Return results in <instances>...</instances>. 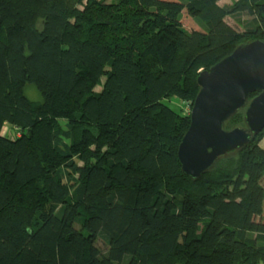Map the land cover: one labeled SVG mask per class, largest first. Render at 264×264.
I'll use <instances>...</instances> for the list:
<instances>
[{
	"label": "trees",
	"instance_id": "16d2710c",
	"mask_svg": "<svg viewBox=\"0 0 264 264\" xmlns=\"http://www.w3.org/2000/svg\"><path fill=\"white\" fill-rule=\"evenodd\" d=\"M220 1L0 0V264H264V129L178 158L200 71L264 40V0Z\"/></svg>",
	"mask_w": 264,
	"mask_h": 264
},
{
	"label": "water",
	"instance_id": "95a60500",
	"mask_svg": "<svg viewBox=\"0 0 264 264\" xmlns=\"http://www.w3.org/2000/svg\"><path fill=\"white\" fill-rule=\"evenodd\" d=\"M197 82L190 125L178 148L183 173L195 179L264 129V40L240 43L201 70ZM253 93L257 94L251 97ZM241 109L246 126L226 129V122Z\"/></svg>",
	"mask_w": 264,
	"mask_h": 264
},
{
	"label": "rangeland",
	"instance_id": "374dc122",
	"mask_svg": "<svg viewBox=\"0 0 264 264\" xmlns=\"http://www.w3.org/2000/svg\"><path fill=\"white\" fill-rule=\"evenodd\" d=\"M230 2H231L230 0H221L220 1V4H229ZM237 19H236V17L230 16V17L227 18V21L231 25L235 26L238 30L242 31L243 30V28H242V23L243 22L240 23V22H238ZM240 19L241 20H246V19H248V16L246 14H244ZM183 23H184L185 27H187L188 29H197L198 28L197 24L189 16H187V15H185L183 17ZM29 87L30 86H28L27 89H26V94L28 95V97L31 98L32 100H37V98H40L41 99L40 94L37 93L33 88L30 89ZM174 102H177V99H173V100L169 101V103L172 106H174ZM185 108H187L186 111L189 110V112H191V109H192L191 106H188L187 105ZM8 129L9 130H12V131H15V128L14 127H10V125L6 123L3 126L2 132L4 131L6 133V132H8ZM261 145L264 146V138L261 141Z\"/></svg>",
	"mask_w": 264,
	"mask_h": 264
}]
</instances>
